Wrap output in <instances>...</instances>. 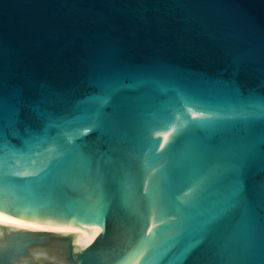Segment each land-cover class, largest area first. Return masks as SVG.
<instances>
[{
	"label": "water",
	"instance_id": "obj_1",
	"mask_svg": "<svg viewBox=\"0 0 264 264\" xmlns=\"http://www.w3.org/2000/svg\"><path fill=\"white\" fill-rule=\"evenodd\" d=\"M262 100L264 0H0V264H264Z\"/></svg>",
	"mask_w": 264,
	"mask_h": 264
},
{
	"label": "snow or ice",
	"instance_id": "obj_2",
	"mask_svg": "<svg viewBox=\"0 0 264 264\" xmlns=\"http://www.w3.org/2000/svg\"><path fill=\"white\" fill-rule=\"evenodd\" d=\"M250 111L254 114L257 111L259 112V116L261 119H264V100L260 101L258 104H253L249 106ZM241 188L234 187L232 191L228 194V196L224 199L225 210L228 208H235L239 206L241 203ZM192 247H195L193 245ZM191 251V248L187 249L185 255Z\"/></svg>",
	"mask_w": 264,
	"mask_h": 264
}]
</instances>
